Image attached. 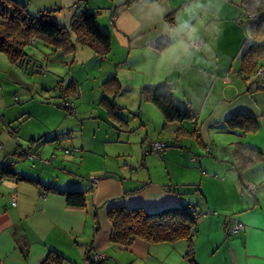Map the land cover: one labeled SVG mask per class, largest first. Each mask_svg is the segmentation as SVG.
<instances>
[{"label":"crops","instance_id":"obj_1","mask_svg":"<svg viewBox=\"0 0 264 264\" xmlns=\"http://www.w3.org/2000/svg\"><path fill=\"white\" fill-rule=\"evenodd\" d=\"M17 1L30 16L54 10L51 19L66 31L74 18L94 14L99 31L109 36L110 52L87 57L124 64L107 78L120 89L170 93L178 108L190 112L191 126L168 123L153 105V118L161 124L154 130L156 142L169 150L146 152V136L134 155L125 145L136 144L139 136H122L119 117L111 122L98 113L99 124L78 126L59 106L53 108L59 121L47 125L34 120L30 102L35 92L55 88L56 77H38L45 72L41 64L10 65L0 56V264H44L56 256L59 264H91L89 249L104 257L98 264H189L184 240L111 244L112 208H186L196 216L194 264H264V81L257 72L249 79L239 73L244 52L254 44L241 0ZM17 68L30 80L5 82V73L15 75ZM5 83L31 89H23L26 97L19 103L21 93ZM142 104L151 103H140L141 112ZM141 112L139 120L149 124ZM91 130L122 148L102 161L88 145L94 141ZM160 130L168 131V141L160 139ZM185 136L195 138L198 148ZM58 149L77 152L59 157ZM246 149L257 153L252 162L241 160L251 157ZM21 150L37 157L23 164ZM85 164L88 170L80 171ZM51 190L81 192L85 206L69 207ZM236 224L243 228L232 234Z\"/></svg>","mask_w":264,"mask_h":264},{"label":"trees","instance_id":"obj_2","mask_svg":"<svg viewBox=\"0 0 264 264\" xmlns=\"http://www.w3.org/2000/svg\"><path fill=\"white\" fill-rule=\"evenodd\" d=\"M241 4L250 25V36L253 38L254 44L244 52L239 73L245 79H249L264 67V65L258 66L259 60H264V44L262 42L264 0H241ZM53 11H44L37 16H30L17 0H0V53L6 56L9 63L13 65H22L27 61L33 63L25 50L34 46L37 41L67 55H72L77 48L83 47L91 50L100 58L107 57L110 52L109 36L99 31L94 14L84 13L78 18H74L69 25V30L66 31L51 19ZM109 81L114 84V80ZM69 95H74L72 84H69L62 92V99L68 100ZM141 96L145 101L154 105L168 123L191 120L190 112L178 108L170 98V93L158 92L155 89H143ZM176 132L179 137L180 130ZM246 150L250 152L251 157L241 155V160L252 162L257 153L251 149ZM21 152L23 151L21 150ZM21 155L20 153V157H22ZM2 166L3 169H6L9 167V163L5 167L2 162ZM55 193L62 195L69 207L85 206L84 194L81 192L68 190ZM107 219L111 225V244L126 247L134 240L147 243H175L184 240L190 245L187 254L189 264H194L191 259V242L196 232V216L190 210L171 208L149 213L140 208H112L107 213ZM89 259L87 254V262L98 264L92 263ZM61 262V257L56 256L51 261L47 259L44 264H59Z\"/></svg>","mask_w":264,"mask_h":264},{"label":"rangeland","instance_id":"obj_3","mask_svg":"<svg viewBox=\"0 0 264 264\" xmlns=\"http://www.w3.org/2000/svg\"><path fill=\"white\" fill-rule=\"evenodd\" d=\"M25 52L29 55V59L33 60V63L35 64L34 66L38 67L41 64L40 66L44 69L45 72H42V74H38V77H40L41 75L43 78L56 77L57 82V85L55 86V88H52V90L46 92H44L43 90L41 92L38 91L33 95L32 101L30 102V108L32 113L34 114V120L37 116L38 121H47V125H52L53 122L50 121L51 119L58 120L57 116L53 113V108L58 109L60 106L63 108L62 113H64L66 117H70L71 120H74L78 126L84 124L87 127L89 124H99L100 119L96 116V114L102 113L106 115L108 119L110 116L109 120L111 122L114 121L115 117H119L121 119L120 123L118 122L117 126L123 127V129H121L122 136H125L126 138L130 137L132 139L139 136L138 139L140 140H137L135 142L136 144L130 147L128 143H126L125 145L130 148L132 154L136 155L137 151L140 150L142 139H148V141L144 142V144L146 143V152L149 151L148 147L150 146V144L158 143L156 142V139H158L159 134L158 132L155 133L154 130L159 131V125L161 124H159V121L158 123L155 121V119L153 118V113H151L152 110H154V112H157L156 109L151 104L148 107L144 106L145 104H142V112L139 110L140 103L146 102L141 96V90H143V88L140 90H134L132 88V91L125 90L124 88L120 89L118 85L113 84V82L107 79L108 76L110 77L112 75H115L116 72L122 70L121 68L124 69V64L120 65L121 63H113L109 61L98 63L97 60L89 59V57H87V55L91 56L92 52L91 50L83 47L77 48L74 54L67 55L60 50H53L51 47L47 46L41 41H37L35 46L28 47ZM0 56H3L2 58H5L9 63L4 54H1ZM9 64L13 65L11 63ZM16 70H18V73L15 75L12 72L5 73V82L10 83L17 81L18 83L22 82L25 84L27 80H30L29 77L24 75L26 72L21 71L19 68H17ZM1 77H3V74L0 73V78ZM125 81L127 82L128 80ZM9 83H5L2 87H13L16 91L20 92V96H16L20 101L19 103L25 100L24 97H26V92L23 91V89L29 92L31 88L21 85L14 86ZM1 84L2 83L0 79V86ZM29 84H32V81H30ZM69 84H72L74 88V95H69L66 102L62 99V92H64ZM67 104H69L73 109V113H70L66 110L65 107L67 106ZM12 105L18 106L19 104L13 103ZM40 106L43 108L42 110L39 109ZM140 112L142 114L146 113V115L149 116V118H147V120H149V124H146L147 126L145 124H142L139 120ZM49 113H51V118H48L47 120L46 117L49 115ZM67 114L69 116H67ZM29 120L34 121L33 116H31ZM184 125L185 128H189L191 126V122L184 121ZM188 132H190V130H188ZM90 135V137H92L94 141L91 140L92 143L88 145L91 147V151L93 148L97 153L101 154L100 159L102 161L104 159L107 160L105 155H108V153H111L114 150H119L122 148L121 146H123L122 144H114L110 140L103 141V135H94L93 130H91ZM160 135V139H167L168 141V137L170 134H168L167 130H160ZM234 137L235 136H233V138ZM19 140L20 139H18V141ZM185 140L186 142L193 143V146L198 148V143L195 138L185 136ZM19 145L23 147L22 144ZM25 145L30 147V145L28 144ZM199 146L200 148H202L201 145ZM24 148L25 147H23V149ZM208 149L209 148H207V152H209ZM166 150H169V148ZM194 150L196 149L194 148ZM64 151L66 150L58 149L57 156L60 157L61 155H63ZM68 151L70 153L68 156H70L74 152H77L75 151V149ZM207 154L208 153H206V150L204 148V152L202 153V155L207 156ZM198 155L200 156L201 153ZM21 159L24 160L23 158ZM30 161L31 160H29L28 158L23 161V164ZM79 170L82 172L87 171L88 165L85 164L83 166H79Z\"/></svg>","mask_w":264,"mask_h":264},{"label":"built area","instance_id":"obj_4","mask_svg":"<svg viewBox=\"0 0 264 264\" xmlns=\"http://www.w3.org/2000/svg\"><path fill=\"white\" fill-rule=\"evenodd\" d=\"M250 17V16H249ZM191 46L195 49L199 48L200 44L198 43H191ZM257 74L258 76L264 81V67L260 68L258 71H257ZM67 109L68 112L70 113H73V109L70 107L69 104H67V106L65 107ZM69 113V114H70ZM167 148V144H162V143H154V144H150V146L148 147L149 151H158V152H161L163 151L164 149ZM0 149H1V144H0ZM21 156L24 160L28 159L29 160H32L34 158H36L37 156L36 155H31V154H28V152H21ZM64 154L65 155H69V151H64ZM7 162H3V165L6 167L7 166ZM91 183L93 185H96L97 183V180L95 178H91L90 179ZM12 206H15V201L12 202ZM243 228V225L242 224H236L234 227H232L230 229V232L232 234H235L237 233L238 231H240L241 229ZM89 260L92 262V263H99L101 261L104 260V257L101 255V254H98L97 252H94V253H91V249H89Z\"/></svg>","mask_w":264,"mask_h":264}]
</instances>
